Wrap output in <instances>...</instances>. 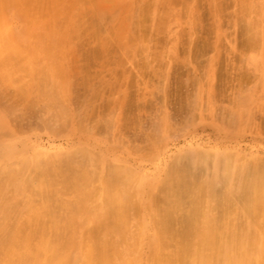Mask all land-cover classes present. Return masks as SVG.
I'll use <instances>...</instances> for the list:
<instances>
[{"label":"rangeland","instance_id":"1","mask_svg":"<svg viewBox=\"0 0 264 264\" xmlns=\"http://www.w3.org/2000/svg\"><path fill=\"white\" fill-rule=\"evenodd\" d=\"M90 1L1 5L0 114L13 116L0 115L4 259L24 239L49 245L48 264L86 263V244L108 254L93 264H117L131 228L156 235L159 210L175 248L191 200L220 215L237 183L248 198L264 192V0L248 11L243 0Z\"/></svg>","mask_w":264,"mask_h":264},{"label":"bare ground","instance_id":"2","mask_svg":"<svg viewBox=\"0 0 264 264\" xmlns=\"http://www.w3.org/2000/svg\"><path fill=\"white\" fill-rule=\"evenodd\" d=\"M245 1L246 0H243V3L241 2L242 7L245 8L247 11L252 9L253 5H250V3H246ZM16 2L20 3V0H0V8L2 7L1 5L11 6L12 4ZM262 7L263 5H261V8ZM2 9L5 10L4 8H1V10ZM2 13H6V10L5 12L3 11ZM94 13L97 19L98 18L100 19L104 16V13L102 11H98V9H96ZM148 14L149 12L145 7H140L138 16L141 19L139 23L142 24V22H145L148 17L147 16ZM2 15L3 14H1V16ZM147 21H149V19H147ZM249 25L252 26V24H249ZM0 26L2 27L1 24ZM7 28H9V25L8 27L6 26V29ZM244 29H245L244 31H246L247 28H244ZM249 30H252V28L249 27L247 31ZM2 32H4L3 34H5V30L4 31L2 30ZM6 32H11V30L9 31L6 30ZM19 34L21 33L19 32ZM17 36L22 39V36H19L18 33H17ZM11 38H14L13 35ZM9 46L10 44L8 45V47ZM143 59L145 58L143 57ZM4 78L6 79L7 77H4ZM0 115L6 118L8 123H10V119L11 117H13L12 115H10L9 112L8 114L3 113ZM29 115L27 114V117ZM30 120L31 118L28 120L29 123L32 122ZM21 127H24V125L18 124V127L14 126V129L16 130L18 129L19 131ZM0 161H1V157H0ZM231 161L230 163H232ZM250 163L252 164V162ZM232 165L233 164H230V167ZM256 165L258 167L256 166L257 167L256 168L254 166L255 172L256 171L260 172L258 170L260 166L263 167L264 169V165L263 166L259 165V162ZM227 166L229 167V163ZM175 168H176V164L172 162L169 165V168L167 169V172H166L165 181H164L165 185H163V187L160 185L165 192L170 191L171 189L170 186L174 185V184H171L172 181L170 180L175 179L177 177L176 175L177 171L175 170ZM250 171L251 170H249V172ZM250 174L253 177L255 173H253V175L252 173ZM262 174L263 173H261L260 175L262 176ZM168 181H170L169 183L170 186L168 185ZM249 182H250L249 184L252 185L253 187H256L257 184L258 186L261 184L259 183L261 182L260 180L256 181L258 182L257 184H255V182L254 183L251 182V180ZM239 184L240 183H237L238 191L234 193L232 197H229V198L227 197L228 203H230L229 205H227L225 200L223 199L221 200L222 203L221 202L220 203L222 204V207H224V212L222 211L223 213L222 214L220 213V215L213 213V211H211L210 209L202 208L201 203L199 204L198 202H195V200H191L190 202L193 206L192 207L193 211H191V215L187 217L189 222L187 223V225L183 226L180 234H178V236L180 237V240L175 244V248L173 245V241L175 240L176 235L173 233V229L171 228V226L168 225L169 215L166 212H162L161 210L157 212V218L159 219V221L157 220L158 222L157 232H156V235L152 237L147 235L143 230L137 231V229L131 228L127 236V240H126L127 242L120 249L118 253L120 260L117 264H137L140 258L142 257L140 254L142 250H144L145 247H148L150 250L147 255L148 264H264V213H263V217L262 215L259 216V211L257 210V206H260L259 204L261 203V200H260L261 198L258 196L262 195L264 192H262V194H259V195L255 194L254 198H248V195L245 192L246 189H244V191L242 192L239 190L240 189ZM184 188H185L184 190H189V187H187V185ZM149 192H148L149 196L155 197L156 195L155 193L149 194ZM227 195L229 194L227 193L226 196ZM217 197H219L218 193H217ZM203 198L206 201L204 196ZM148 209L150 211L154 209L153 202L149 204ZM245 210L248 214L247 218L249 216L251 217V219H254V217H256L257 219L259 218V220L256 219L257 221L255 222L256 224L259 223L258 225L254 224L250 220H248L249 222L247 221V219L242 215L243 214L242 211L245 212ZM101 214L102 213H99V214L97 213L96 217L100 219ZM134 240L136 242H134ZM10 243L12 245L13 241L4 242L3 240H0V251L7 249ZM20 243H21V247L24 250V254L21 257H18L16 260H13V258L4 259L0 256V264H10L11 262H13L12 264H48L50 263L51 259L49 257H46V255H48V246H49L48 244L44 242H39L35 244L34 247H31L29 246L28 241L25 242L24 239H22ZM86 246H87L86 248L88 249V254H86L87 260H86V263L84 264H93L91 261L96 256H99L101 260H103L105 256L108 257L107 252L106 253L99 252V254H96L95 247L93 246L90 247L89 244L88 245L86 244ZM7 252L16 253L15 249H12V248H9V251ZM81 256L82 255L76 254L74 259L79 260L78 262H81L82 259L83 261H85L84 257L82 256L81 258ZM75 264H77V262H75Z\"/></svg>","mask_w":264,"mask_h":264}]
</instances>
